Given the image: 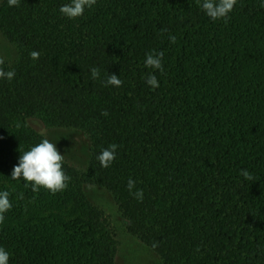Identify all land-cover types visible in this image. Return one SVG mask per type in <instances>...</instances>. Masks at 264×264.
Returning a JSON list of instances; mask_svg holds the SVG:
<instances>
[{
	"label": "trees",
	"instance_id": "1",
	"mask_svg": "<svg viewBox=\"0 0 264 264\" xmlns=\"http://www.w3.org/2000/svg\"><path fill=\"white\" fill-rule=\"evenodd\" d=\"M69 2L0 0V33L17 53L0 55L16 73L0 79L8 264H116L90 184L113 196L127 233L161 264H264V0H237L215 21L202 0H97L75 19L59 11ZM153 52H163L162 70L145 67ZM113 74L122 86L106 85ZM31 119L89 139L85 168L64 159L70 179L55 194L11 179L45 139ZM112 144L115 160L102 168L97 156Z\"/></svg>",
	"mask_w": 264,
	"mask_h": 264
},
{
	"label": "clouds",
	"instance_id": "2",
	"mask_svg": "<svg viewBox=\"0 0 264 264\" xmlns=\"http://www.w3.org/2000/svg\"><path fill=\"white\" fill-rule=\"evenodd\" d=\"M97 0H70L68 4L63 5L59 11L69 18L75 19L83 15L86 8H91ZM237 0H202L201 9L213 21L221 18H226L232 11ZM9 7L18 6L19 0H7ZM264 7V3L261 4ZM171 42H175V37H170ZM40 53L33 51L30 56L33 60L39 58ZM163 52L149 53L145 58V67L154 70H162ZM5 63L0 57V65ZM16 73L13 70L5 71L0 67V79L11 81ZM91 75L93 79L99 77V69L92 68ZM122 81L116 75H108L106 85L120 87ZM146 83L153 90L159 87V82L155 75L149 74L146 78ZM107 115V112L102 113ZM118 145L112 144L108 148L102 150L97 156V160L102 168H108L115 160L116 150ZM64 156H62L55 145L48 139H43L41 142L31 147L30 150L23 152L20 155L18 165L14 166L11 172L12 180L23 179L25 187L31 185L33 192H38L41 188L55 194L64 190L67 187V181L70 179L63 171ZM241 175L248 181H252L253 177L247 170H242ZM135 181L129 179L127 182L128 190L131 192L135 187ZM137 199L142 200V190H137L134 193ZM9 193L7 191L0 192V223L4 221V214L11 208ZM9 254L0 248V264H8Z\"/></svg>",
	"mask_w": 264,
	"mask_h": 264
},
{
	"label": "rangeland",
	"instance_id": "3",
	"mask_svg": "<svg viewBox=\"0 0 264 264\" xmlns=\"http://www.w3.org/2000/svg\"><path fill=\"white\" fill-rule=\"evenodd\" d=\"M0 55L6 60L16 58V49L0 33ZM30 125L50 142L55 143L58 152L77 169L85 168L89 154V139L79 131L47 127L39 119L29 120ZM86 193L93 204L97 205L104 216L117 241L116 264H161L159 256L140 240L127 233L124 219L121 217L113 196L103 188L90 184Z\"/></svg>",
	"mask_w": 264,
	"mask_h": 264
}]
</instances>
